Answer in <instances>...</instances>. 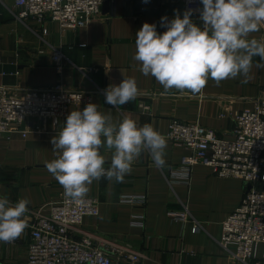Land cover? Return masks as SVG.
<instances>
[{
	"label": "crops",
	"instance_id": "crops-1",
	"mask_svg": "<svg viewBox=\"0 0 264 264\" xmlns=\"http://www.w3.org/2000/svg\"><path fill=\"white\" fill-rule=\"evenodd\" d=\"M108 3V9L85 26L63 30L50 19L42 23L18 19L15 1L0 0V85L18 90L61 84L69 90L90 93L92 103L110 114L113 122L130 116L138 125L150 124L165 136L170 121L177 118L199 123L220 138L233 140L237 114L264 94V60L253 58L246 83L242 82L244 77L225 79L219 84L209 79L199 93L176 89L165 92L154 77L141 72L139 62L133 59L136 32L145 22L155 23L158 31H165L160 27L161 18L171 20L177 10L183 15L187 10L185 1ZM199 14L192 20L202 26ZM252 37L264 38V27ZM57 51L64 56L60 64L54 60ZM125 77L136 80L137 97L119 107L107 105L104 90ZM142 103L148 105V111H143ZM85 106L72 104L69 113ZM34 124L37 129L27 137L19 133L10 139L0 136V196L13 203L19 199L29 202L26 224L31 223L34 211L46 209L64 191L46 168L47 162L57 158L51 139L61 125L56 127L52 120L44 123L40 119H35ZM166 141L162 167L149 153L142 152L122 182L102 177L88 186L87 195L100 200V213L84 218L81 235L115 244L120 251L116 255L118 264L128 253H138L141 264H231L233 258L220 244L222 225L240 205L248 186L239 178L217 176L201 163L193 167L189 181L173 175L172 170L179 167L189 150L181 142ZM103 154L107 168L111 154ZM130 196L135 201L123 200ZM185 209L190 214L186 221L170 214ZM26 229L17 243L0 242V263H25L29 242ZM261 250L262 246L259 253Z\"/></svg>",
	"mask_w": 264,
	"mask_h": 264
},
{
	"label": "built area",
	"instance_id": "built-area-1",
	"mask_svg": "<svg viewBox=\"0 0 264 264\" xmlns=\"http://www.w3.org/2000/svg\"><path fill=\"white\" fill-rule=\"evenodd\" d=\"M18 19L55 21L63 30L79 29L102 15L107 0H14ZM175 2L179 0H160ZM193 16L202 9L200 0H184ZM47 30H44L46 33ZM63 53L57 51L54 60L60 64ZM92 103L90 93L69 90L58 84L46 88H20L18 90L0 85V136L8 139L19 133L27 137L37 129L35 119L53 125H62L72 104ZM143 111H148L142 103ZM235 137L225 140L215 131L199 123H186L173 118L164 136L181 142L189 150L182 158L173 175L191 179L193 167L199 163L212 169L220 177L239 178L249 186L240 205L226 217L222 225L221 246L233 258L231 264H264V94L252 100L250 107L236 116ZM0 161V179L2 172ZM127 202L135 197H123ZM141 202H145L144 197ZM100 200L86 195L75 201L65 197L64 191L57 201L46 209L34 211L31 223L27 224L28 256L23 264H118L120 253L115 244L94 240L81 235V225L87 216H98ZM177 220L186 221L188 209L170 213ZM198 230L195 225L194 231ZM19 238L11 241L17 243ZM262 250L259 253V247ZM233 248V250H231ZM122 264H141L138 253L124 255ZM9 264V263H0Z\"/></svg>",
	"mask_w": 264,
	"mask_h": 264
},
{
	"label": "clouds",
	"instance_id": "clouds-1",
	"mask_svg": "<svg viewBox=\"0 0 264 264\" xmlns=\"http://www.w3.org/2000/svg\"><path fill=\"white\" fill-rule=\"evenodd\" d=\"M200 4L202 26L192 20L194 10L183 15L177 10L171 20L161 18L165 31L145 22L136 32L133 59L165 92L199 93L209 79L219 84L244 77L246 83L253 58L264 60V38L252 37L264 27V0H200ZM137 94L136 80L128 77L104 90L105 103L113 107L129 103ZM51 144L58 155L46 163L47 170L63 187L65 197L80 201L94 180L104 177L122 182L142 152L162 167L167 141L150 124L140 126L130 116L113 122L97 104L88 103L83 110L70 112ZM106 152L111 154L107 168ZM28 203L26 199L13 203L0 196V242L13 241L24 232Z\"/></svg>",
	"mask_w": 264,
	"mask_h": 264
},
{
	"label": "water",
	"instance_id": "water-1",
	"mask_svg": "<svg viewBox=\"0 0 264 264\" xmlns=\"http://www.w3.org/2000/svg\"><path fill=\"white\" fill-rule=\"evenodd\" d=\"M108 1H109V0H107V1L104 3L103 10H107V9H108V4H109ZM143 153H144V152H143ZM250 188H251V185L248 186V189H250Z\"/></svg>",
	"mask_w": 264,
	"mask_h": 264
}]
</instances>
